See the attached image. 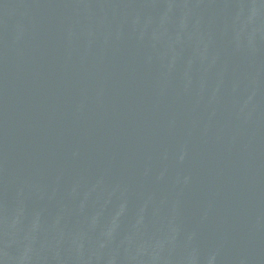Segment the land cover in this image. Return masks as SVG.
<instances>
[{
    "label": "water",
    "instance_id": "water-1",
    "mask_svg": "<svg viewBox=\"0 0 264 264\" xmlns=\"http://www.w3.org/2000/svg\"><path fill=\"white\" fill-rule=\"evenodd\" d=\"M0 264H264V0H0Z\"/></svg>",
    "mask_w": 264,
    "mask_h": 264
}]
</instances>
